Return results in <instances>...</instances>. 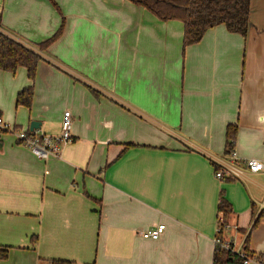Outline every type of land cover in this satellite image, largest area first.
I'll use <instances>...</instances> for the list:
<instances>
[{"label":"crops","instance_id":"crops-1","mask_svg":"<svg viewBox=\"0 0 264 264\" xmlns=\"http://www.w3.org/2000/svg\"><path fill=\"white\" fill-rule=\"evenodd\" d=\"M0 33L42 58L34 81L0 69V115L56 136L70 110L74 138L45 161L0 132V264H214L222 196L264 256V170L226 154L237 125L236 157L264 163V0L247 39L219 25L187 47L130 0H0Z\"/></svg>","mask_w":264,"mask_h":264},{"label":"trees","instance_id":"trees-1","mask_svg":"<svg viewBox=\"0 0 264 264\" xmlns=\"http://www.w3.org/2000/svg\"><path fill=\"white\" fill-rule=\"evenodd\" d=\"M144 7L162 21L178 20L184 25L185 47L198 44L208 30L225 25L228 32L248 38L252 0H130ZM64 25L45 42L39 44L41 51L47 50L63 34ZM40 55L0 33V69L15 73L20 67L27 69L30 80L34 81ZM34 96L33 88L21 92L17 98L18 105L30 107ZM238 126L229 125L226 132V154L234 152ZM219 170V167L216 168ZM219 212L223 214L226 223H233L232 209L229 202L221 197ZM8 250H0V260L8 258ZM48 264H74L69 261L52 260ZM214 264H241L228 252L217 248Z\"/></svg>","mask_w":264,"mask_h":264},{"label":"built area","instance_id":"built-area-1","mask_svg":"<svg viewBox=\"0 0 264 264\" xmlns=\"http://www.w3.org/2000/svg\"><path fill=\"white\" fill-rule=\"evenodd\" d=\"M72 129L73 116L70 110L64 112L61 132L56 136L39 134L36 130L29 131L20 129L14 123L5 120L0 115V132L13 135L18 145L28 148L36 157L45 161L51 157H59L62 148L74 141ZM229 156L235 165L241 164L242 162L252 173H259L264 170V163L259 160L248 159L240 161L236 157L235 152ZM231 172L237 174L238 170L233 168ZM224 175V171H218L216 173L218 179L224 178ZM164 230L165 225L161 224L154 229L142 232L141 236L144 239L158 241ZM240 234L239 226L234 223H226L223 214L220 213L217 220L216 247L237 258L241 264H264V256L250 253L245 248L244 240L240 239Z\"/></svg>","mask_w":264,"mask_h":264},{"label":"water","instance_id":"water-1","mask_svg":"<svg viewBox=\"0 0 264 264\" xmlns=\"http://www.w3.org/2000/svg\"><path fill=\"white\" fill-rule=\"evenodd\" d=\"M39 127H40V123L35 122V121H33V122L31 123V126H30L31 131L37 130V129H39Z\"/></svg>","mask_w":264,"mask_h":264}]
</instances>
